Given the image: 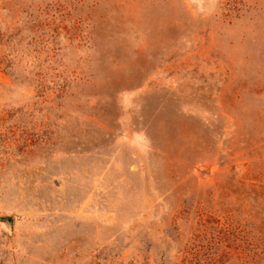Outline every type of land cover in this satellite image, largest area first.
Wrapping results in <instances>:
<instances>
[{
  "label": "rangeland",
  "instance_id": "rangeland-1",
  "mask_svg": "<svg viewBox=\"0 0 264 264\" xmlns=\"http://www.w3.org/2000/svg\"><path fill=\"white\" fill-rule=\"evenodd\" d=\"M0 264H264V0H0Z\"/></svg>",
  "mask_w": 264,
  "mask_h": 264
}]
</instances>
